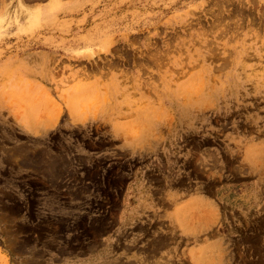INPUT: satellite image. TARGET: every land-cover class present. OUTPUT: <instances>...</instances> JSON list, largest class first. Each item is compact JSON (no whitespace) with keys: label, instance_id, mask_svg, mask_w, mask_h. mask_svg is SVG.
Returning a JSON list of instances; mask_svg holds the SVG:
<instances>
[{"label":"rangeland","instance_id":"obj_1","mask_svg":"<svg viewBox=\"0 0 264 264\" xmlns=\"http://www.w3.org/2000/svg\"><path fill=\"white\" fill-rule=\"evenodd\" d=\"M52 1L0 0V264L89 255L142 181L246 154L264 208V0Z\"/></svg>","mask_w":264,"mask_h":264},{"label":"crops","instance_id":"obj_2","mask_svg":"<svg viewBox=\"0 0 264 264\" xmlns=\"http://www.w3.org/2000/svg\"><path fill=\"white\" fill-rule=\"evenodd\" d=\"M81 4L76 0L72 8ZM246 160L243 179L220 185L212 175L180 180L171 189L165 182L158 189L142 181L129 197L124 225L107 245L85 256L52 255L46 264H264V208L258 197L263 181L248 179L259 168L247 154Z\"/></svg>","mask_w":264,"mask_h":264},{"label":"bare ground","instance_id":"obj_3","mask_svg":"<svg viewBox=\"0 0 264 264\" xmlns=\"http://www.w3.org/2000/svg\"><path fill=\"white\" fill-rule=\"evenodd\" d=\"M17 1V7H18V10H20V11H22L23 13H27V15L29 16H31L32 15V12H30V11H32V9L30 8V9H27L23 4H22V0H16ZM31 1V0H30ZM59 3V1H57V0H53L52 1V3H51V6H53V7H55V6H57V5H59L58 4ZM39 12V11H38ZM40 13V12H39ZM36 13L35 12H33V15H35ZM32 15V16H33ZM10 16V15H9ZM34 17H38V14H36Z\"/></svg>","mask_w":264,"mask_h":264}]
</instances>
